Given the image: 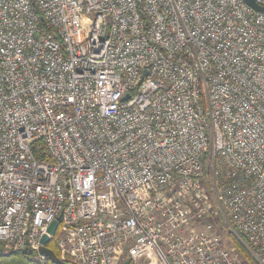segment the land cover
I'll return each mask as SVG.
<instances>
[{"label":"built area","instance_id":"built-area-1","mask_svg":"<svg viewBox=\"0 0 264 264\" xmlns=\"http://www.w3.org/2000/svg\"><path fill=\"white\" fill-rule=\"evenodd\" d=\"M220 219L264 264L263 12L0 0L2 254L248 264Z\"/></svg>","mask_w":264,"mask_h":264},{"label":"trees","instance_id":"trees-1","mask_svg":"<svg viewBox=\"0 0 264 264\" xmlns=\"http://www.w3.org/2000/svg\"><path fill=\"white\" fill-rule=\"evenodd\" d=\"M232 242L235 245L237 251L241 254V257L248 264H255L253 259L251 258L250 253L246 250L245 246L239 241L238 238L232 235ZM50 249L56 254L59 255L57 249L53 245H49ZM33 254H25L22 251H12L7 254L0 255V264H54L50 262L48 259L43 263L33 261L31 257ZM67 264H72L71 262H67Z\"/></svg>","mask_w":264,"mask_h":264},{"label":"water","instance_id":"water-1","mask_svg":"<svg viewBox=\"0 0 264 264\" xmlns=\"http://www.w3.org/2000/svg\"><path fill=\"white\" fill-rule=\"evenodd\" d=\"M247 5H249L250 7H252L255 11L258 12H263L264 13V7L256 4L253 0H243ZM128 95L125 96V98H127ZM57 225V221H53L49 227H48V232L50 234L54 233L55 227ZM49 237L48 236H43L41 239V243L42 245L39 247L38 249V253L40 255L45 256L50 262L54 263V264H67L65 261L61 260L60 258L57 257V255L52 251V249L46 247V243L48 242ZM25 254H31L32 251L31 250H25L23 251ZM2 253L0 252V255ZM123 264H128L127 261L123 262Z\"/></svg>","mask_w":264,"mask_h":264},{"label":"rangeland","instance_id":"rangeland-1","mask_svg":"<svg viewBox=\"0 0 264 264\" xmlns=\"http://www.w3.org/2000/svg\"><path fill=\"white\" fill-rule=\"evenodd\" d=\"M206 178H208V176L206 177ZM205 184H206V181H205ZM208 196H210V194L208 193L207 194ZM217 223H218V225L219 226H221V228H222V230L219 232L220 233V235L222 236V238L226 241L225 243L227 244V245H233L234 247H235V245L233 244V242H232V235L234 236V237H236V238H238L239 239V241L242 243V240L239 238V237H237V236H235L234 234H233V231L232 230H229L228 229V226L220 219V220H218L217 221ZM230 240V241H229ZM243 244V243H242ZM236 248V247H235ZM240 254V253H239ZM241 255V254H240ZM31 259L33 260V261H37V262H39L36 258H34L33 256L31 257ZM46 261V260H45ZM44 262V261H43ZM43 262H41V263H43ZM67 263V262H66Z\"/></svg>","mask_w":264,"mask_h":264}]
</instances>
